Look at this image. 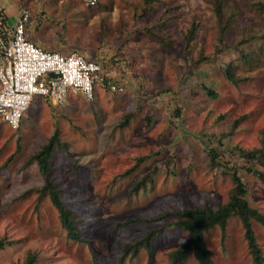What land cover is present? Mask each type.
<instances>
[{"label":"rangeland","instance_id":"rangeland-1","mask_svg":"<svg viewBox=\"0 0 264 264\" xmlns=\"http://www.w3.org/2000/svg\"><path fill=\"white\" fill-rule=\"evenodd\" d=\"M256 3L222 0L227 47L217 44L212 0H154L151 12L141 17L142 0L26 4L29 33L36 30L40 46L80 50L101 61L124 87L97 86L91 99L75 93L60 104L34 94L16 128L0 120V236L13 240L0 249V264H19L28 251L35 255L31 264H163L187 231L142 218L203 201L215 208L227 199L232 168L246 185L250 205L264 212V184L231 150L264 139V42L242 41L243 49L251 48L246 60L231 46L264 33V5L259 9ZM159 15L168 19L162 29L172 38L169 47L141 30ZM191 24L186 50L184 33ZM227 61L242 76L237 83L222 74ZM125 112L130 118L118 126ZM54 129L67 147L54 148L51 177L64 205L77 214L81 239L66 234L47 196L37 198L42 177L34 162L25 163ZM210 147L216 148L220 166L209 167ZM139 156L146 157L137 161ZM153 165L152 186L130 193L132 183ZM135 216L139 219L119 224ZM149 228H156L150 249L142 247L119 262L122 245ZM253 228L264 255V228L258 222ZM203 235L215 264H252L235 216L223 229L215 224ZM183 264H196L192 253Z\"/></svg>","mask_w":264,"mask_h":264},{"label":"trees","instance_id":"trees-1","mask_svg":"<svg viewBox=\"0 0 264 264\" xmlns=\"http://www.w3.org/2000/svg\"><path fill=\"white\" fill-rule=\"evenodd\" d=\"M154 0H142L143 4L140 8L138 14L139 17L149 14L152 10V2ZM256 7L261 8L264 5V1L256 0ZM222 0H212V11L216 16L218 25H217V44H222L223 46L229 45L225 42L226 35V22L221 21L222 10ZM45 13V12H44ZM137 16V17H138ZM164 15H159L150 25H143L141 27L142 32L153 37L160 45L169 47L172 42V38L164 31L162 28L168 23V19L163 17ZM29 20V17H28ZM27 20V22H28ZM27 22L25 23V37L30 39L36 45H39L41 42L37 37V34L34 32L31 35L27 32ZM162 31H158L161 30ZM194 24H191L190 27L184 33V47L186 50L190 47V42L193 38ZM36 34V35H35ZM255 37V38H253ZM244 40H248V43L256 44L258 41L264 42V33L254 36L249 34L243 39H239L238 42L232 44L231 46L235 47L238 56L242 60H246L250 57V47L243 49V46H240V43ZM40 46V45H39ZM42 47V46H41ZM45 48V47H44ZM62 48L59 44L50 46L49 49L58 50ZM74 48H70L71 50ZM61 51V52H66ZM221 48L215 47V52H219ZM59 51V50H58ZM95 61L97 59L91 58ZM208 58L207 56L199 55L198 59ZM102 67L103 63L98 61ZM234 65L231 62L227 61L221 67L222 74L226 80L231 83H237L242 76L235 75L233 71ZM205 92L210 96H214L215 92L209 86H203ZM31 101V100H30ZM30 103V102H29ZM130 118V112H125L121 115L119 121L117 122L118 126L125 125ZM21 120V119H20ZM235 124V123H234ZM230 125L231 127L234 126ZM57 147H67V143L63 140H60L58 132L56 129L49 134L44 141L39 145V147L30 152L25 159V163L34 162L37 166V169L42 177V182L39 186L35 187L37 192V198L42 196H47L52 205L57 210L58 218L61 226L65 229L66 234L74 239H81L79 234V228L77 225V214L74 210L66 207L63 201L60 199V188L57 187L56 183L51 177V162L50 157L54 150ZM208 155V165L209 167L220 166L221 163L217 157L216 148L210 147L206 149ZM242 158V167L256 176L264 184V139L261 136V140L258 146L251 148H244L239 145H233L232 149ZM146 156H139L136 158L137 161L144 159ZM137 162L132 164L124 172H128L131 168L136 166ZM157 170V166L153 165L150 169L146 170L141 174V176L136 179L129 188L130 193H136L137 190L143 189L144 187L152 186L154 181V174ZM229 177L231 180V187L228 191L227 199L219 203L215 208L209 204L208 201H203L201 204L194 206L181 207L177 209H170L158 212L157 214L142 218L145 221L158 222L161 226L174 225L182 228L187 231V236L183 241H181L176 247L168 251L167 261L163 264H183L186 260L189 253L195 257L196 264H215L212 260L209 249L206 245L204 239V231L208 230L213 225L217 224L221 229L224 228L228 218L230 216H235L243 229V235L246 240L247 249L251 255L252 264H264V255L261 251V248L256 241L255 232L253 228V222H258L264 228V212L258 210L257 208L250 205L245 194H246V185L242 181L239 174L236 172L235 168L229 172ZM139 217L126 218L119 224H127L129 222L135 221ZM156 232V228H149L139 237L135 238L132 241L125 242L121 248V254L119 256V262L125 255H134L140 248L150 249V242L152 237ZM13 240L6 238L5 236H0V249L5 245L12 243ZM35 255L32 252H27L24 259L19 264H31Z\"/></svg>","mask_w":264,"mask_h":264},{"label":"built area","instance_id":"built-area-1","mask_svg":"<svg viewBox=\"0 0 264 264\" xmlns=\"http://www.w3.org/2000/svg\"><path fill=\"white\" fill-rule=\"evenodd\" d=\"M95 4L98 0H81ZM0 6V120L16 128L34 94L54 103L81 93L93 97L98 86L120 91L124 85L110 78L102 65L77 49L61 52L44 48L25 37L29 10L19 1L17 14L8 23Z\"/></svg>","mask_w":264,"mask_h":264},{"label":"crops","instance_id":"crops-1","mask_svg":"<svg viewBox=\"0 0 264 264\" xmlns=\"http://www.w3.org/2000/svg\"><path fill=\"white\" fill-rule=\"evenodd\" d=\"M19 1L30 5L31 8L33 6H35L37 3L47 2V0H0V6L3 8V10L6 13L5 14L6 15V20H7L8 23H12L14 21V18H15L16 14H17ZM49 1H51L52 3H57L58 2V4L59 3L63 4L65 2V0H49ZM37 9L30 11L31 15H32V12L33 13L38 12ZM42 11H44L46 13L47 12V8L43 9ZM26 31L29 32V25L27 26V30Z\"/></svg>","mask_w":264,"mask_h":264}]
</instances>
